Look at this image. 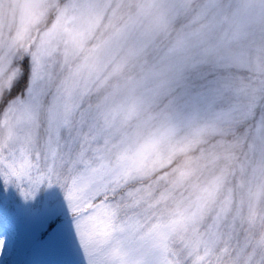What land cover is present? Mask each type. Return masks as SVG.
<instances>
[{
    "label": "rangeland",
    "instance_id": "374dc122",
    "mask_svg": "<svg viewBox=\"0 0 264 264\" xmlns=\"http://www.w3.org/2000/svg\"><path fill=\"white\" fill-rule=\"evenodd\" d=\"M34 58L42 76L56 80L73 120L90 110L131 187L149 190L174 226L196 223L216 237V185L204 157L150 179L203 144L237 136L247 122L251 143L264 147V85L255 81L264 79V0H0V104L17 61L27 65L30 87ZM26 90L14 97L26 99ZM47 103L33 129L41 139ZM0 214V264H83L59 187L25 203L0 185ZM96 224L104 227L103 215Z\"/></svg>",
    "mask_w": 264,
    "mask_h": 264
},
{
    "label": "snow or ice",
    "instance_id": "6c2138e0",
    "mask_svg": "<svg viewBox=\"0 0 264 264\" xmlns=\"http://www.w3.org/2000/svg\"><path fill=\"white\" fill-rule=\"evenodd\" d=\"M42 68L34 58L27 98L9 96L0 110V185L25 203L33 202L43 187H59L83 264H264V241L236 237L233 242L229 237L221 242L211 227L174 226L149 190L131 187V176L113 159L112 143L93 126L90 110L80 113L79 123L70 117L56 80L51 74L43 77ZM42 101H48L43 139L33 131L39 128ZM26 111L36 114L27 123L21 120ZM98 197L103 203L86 216L85 209ZM101 215L104 227H97ZM4 244L0 239V257Z\"/></svg>",
    "mask_w": 264,
    "mask_h": 264
},
{
    "label": "trees",
    "instance_id": "16d2710c",
    "mask_svg": "<svg viewBox=\"0 0 264 264\" xmlns=\"http://www.w3.org/2000/svg\"><path fill=\"white\" fill-rule=\"evenodd\" d=\"M14 68L16 80H12L11 89L7 88L3 92L0 110L9 96L21 94L28 87L30 71L27 65L17 61ZM255 81L264 85V79ZM249 126L247 122L244 127L238 128L237 136H230L219 142H208L210 145L216 143L212 150H207L209 145L203 144L195 151L176 158L167 169L150 179L183 169L193 158L204 157L203 164L207 166L211 184L216 185L217 193L212 196V207H209L213 210V218L217 219L216 223H219L214 226V231L216 239L221 242L229 237H232L233 242L236 237L264 241V147L257 149L256 143H251L255 138V129L252 130ZM220 170H224L223 185L219 184L221 180H217ZM3 216L0 214V217ZM55 227L51 225L43 236L47 237Z\"/></svg>",
    "mask_w": 264,
    "mask_h": 264
}]
</instances>
